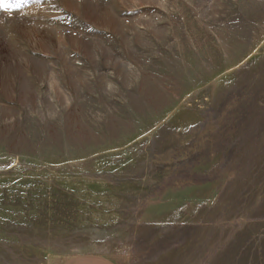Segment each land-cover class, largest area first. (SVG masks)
Here are the masks:
<instances>
[{"label":"rangeland","instance_id":"1","mask_svg":"<svg viewBox=\"0 0 264 264\" xmlns=\"http://www.w3.org/2000/svg\"><path fill=\"white\" fill-rule=\"evenodd\" d=\"M264 264V0L0 7V264Z\"/></svg>","mask_w":264,"mask_h":264},{"label":"crops","instance_id":"2","mask_svg":"<svg viewBox=\"0 0 264 264\" xmlns=\"http://www.w3.org/2000/svg\"><path fill=\"white\" fill-rule=\"evenodd\" d=\"M62 264H118L112 258L97 253H82L65 260Z\"/></svg>","mask_w":264,"mask_h":264},{"label":"snow or ice","instance_id":"3","mask_svg":"<svg viewBox=\"0 0 264 264\" xmlns=\"http://www.w3.org/2000/svg\"><path fill=\"white\" fill-rule=\"evenodd\" d=\"M11 6V0H0V7L7 8Z\"/></svg>","mask_w":264,"mask_h":264}]
</instances>
